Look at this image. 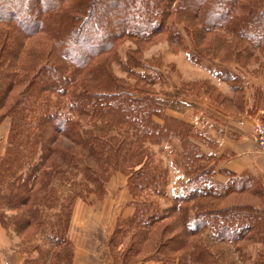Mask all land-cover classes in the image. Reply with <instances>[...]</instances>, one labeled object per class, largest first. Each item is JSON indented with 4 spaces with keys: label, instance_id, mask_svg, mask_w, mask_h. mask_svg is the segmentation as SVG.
Masks as SVG:
<instances>
[{
    "label": "trees",
    "instance_id": "16d2710c",
    "mask_svg": "<svg viewBox=\"0 0 264 264\" xmlns=\"http://www.w3.org/2000/svg\"><path fill=\"white\" fill-rule=\"evenodd\" d=\"M15 5L19 10H14ZM173 23H181L186 30L197 26L207 32L222 29L250 49L264 52V0H0V65L22 44L16 36L14 48L7 45L15 31L25 37L43 33L51 40L45 62L34 74L9 79V88L28 80L20 97L7 107L11 121L0 155V208L19 213L12 217L15 231L42 225L39 207L51 202L56 193L53 177L65 178L81 170L80 185L99 188L110 171H121L129 181L133 208L115 232L130 229L123 259L133 247L138 250L153 238L156 250L151 256L160 264H218L205 242L234 244L255 237L264 242V208L258 211L255 204L227 206L221 211L208 208L223 194L214 188L212 166H198L210 157L198 147L201 131L167 114L152 92L129 85L110 70L107 58L120 40L144 42L158 33L172 35ZM192 31L186 32L194 38ZM247 46L243 50H249ZM5 92L2 101L8 95ZM172 136L181 141L186 169H193L195 180L199 177L204 185L170 198L171 205L160 213L152 200L139 194L148 188L168 199L166 173L148 162L141 141L157 144ZM232 186L264 202V187L251 175L231 176ZM188 204L193 206L192 215ZM4 217L2 212L0 221L7 225ZM169 218H175L181 230L164 241L168 227L158 236L155 233ZM69 225L66 213L58 218L53 226L56 233L50 236L51 247L56 249L52 257L62 264H73ZM113 238L114 232L108 244Z\"/></svg>",
    "mask_w": 264,
    "mask_h": 264
},
{
    "label": "rangeland",
    "instance_id": "374dc122",
    "mask_svg": "<svg viewBox=\"0 0 264 264\" xmlns=\"http://www.w3.org/2000/svg\"><path fill=\"white\" fill-rule=\"evenodd\" d=\"M14 10H19V7L15 5ZM190 28L195 34L194 38L188 35L191 29L186 30L181 23H173L172 35L158 33L144 42L130 38L120 40L114 47L113 55L106 57L110 70L115 77L129 85L152 92L163 102L167 114L201 131L203 139L197 141L198 147L204 155L210 157L198 163V166H212L214 188L223 194L217 202L208 205V208L221 211L227 206L255 204L260 211L264 208V202L248 191L241 192L235 190L234 186L231 187V173L218 165L221 158L228 155L227 142L231 137V124L236 128L245 127L247 118H243L244 113L254 115L264 109V52L250 49L245 42L242 41V44L234 40L231 32L222 29L207 32L198 26ZM16 36L22 38L21 46L17 45L15 55L7 56L0 65V102L2 91L6 90L5 94H8L0 104V155L7 145L11 121L7 107L20 97V92L28 81L24 79L22 83L9 88V79L13 76L17 79L23 75L28 78L34 74L45 62L51 43L43 33L25 37L22 32L15 31L13 41L9 40L8 46L12 45L14 48ZM245 45L249 48L248 52L243 50ZM260 119L261 121L253 124L252 133L256 124L264 127V117ZM253 136L258 149L262 151L259 140L262 136L264 138V134L259 138L254 134ZM58 143L68 144L66 141ZM220 145L223 147L220 148ZM141 146L147 152L148 162L159 170L164 169L166 173L164 182L168 199L148 188L139 194L140 197L152 200L158 212L169 208L170 198L187 194L194 186L204 185L198 181L199 177L195 180L193 169H186L179 138L172 136L157 144L142 140ZM219 174L225 176V179H217ZM82 179L81 170L68 174L65 178H52L51 185L56 193L51 202L39 207L43 221L42 225L35 228L15 231L12 217H19V213L17 210L0 208V214H5L3 220L7 223L5 225L0 221V264H62L52 257L56 249L51 247L50 236L56 233L53 226L58 218H63L66 213L70 224L67 238L71 244V257L74 246L78 244L92 249V252L96 249L93 259L95 264H131L152 257L151 254L156 250L154 238L146 239L138 250L133 247L126 254L127 259H123L129 248L130 229L122 227L120 234L115 235L120 220L133 212L132 203L128 204L129 208L124 209H120L121 204L119 205L120 200L125 197L130 202L132 199L127 176L121 171H110L109 178L99 188H92L91 184L88 188L81 186ZM225 188L230 189L228 193L224 191ZM75 192L78 195H73ZM192 204L195 206L197 202ZM192 204H188L191 215L194 211ZM188 222L191 223V219ZM160 224L155 234L158 236L162 228L168 227L164 241L181 230V224L175 218H169ZM113 232L112 245L108 244V240ZM205 234H209L208 229ZM205 245L210 246L218 264H264V242L258 237L234 244L205 242Z\"/></svg>",
    "mask_w": 264,
    "mask_h": 264
},
{
    "label": "crops",
    "instance_id": "0c3cea01",
    "mask_svg": "<svg viewBox=\"0 0 264 264\" xmlns=\"http://www.w3.org/2000/svg\"><path fill=\"white\" fill-rule=\"evenodd\" d=\"M262 116L264 117V109H260L257 114L254 115L244 113L243 118H247V121L245 120L244 124V126L246 125L245 127L241 126L243 123L242 121H240L241 124L239 123L241 127L238 128L231 124V137L227 142L228 155L221 158V162L218 167L226 170L228 173H231V176H243L249 174L255 178L262 187H264V152L258 149L252 133L253 124L259 120L261 121L260 118ZM221 145L219 146L220 148L224 146V144L223 146ZM221 174H224V172H221ZM221 174L217 175V179L224 180L225 176H222ZM129 202L130 201L127 199V197L121 199L119 202V205L121 204L120 209L129 208ZM70 239L73 240L71 236ZM91 250L92 249L82 246L81 244L74 246L72 253L73 264H95L93 259L96 254V249L93 250V252ZM97 254L100 253L98 252ZM155 263L157 264L154 257H147L144 261L140 260L137 262H132L131 264ZM117 264L122 263L119 262Z\"/></svg>",
    "mask_w": 264,
    "mask_h": 264
},
{
    "label": "built area",
    "instance_id": "2783aa9c",
    "mask_svg": "<svg viewBox=\"0 0 264 264\" xmlns=\"http://www.w3.org/2000/svg\"><path fill=\"white\" fill-rule=\"evenodd\" d=\"M253 134L259 138V136H261L262 134H264V127L260 124H256L255 127H254V131H253ZM261 143H260V146H261V150L264 151V138L263 136L260 138L259 140Z\"/></svg>",
    "mask_w": 264,
    "mask_h": 264
}]
</instances>
